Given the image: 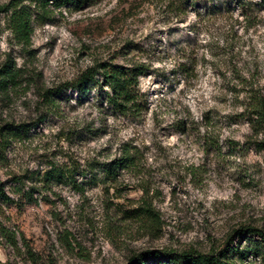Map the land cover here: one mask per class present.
<instances>
[{"label": "rangeland", "instance_id": "obj_1", "mask_svg": "<svg viewBox=\"0 0 264 264\" xmlns=\"http://www.w3.org/2000/svg\"><path fill=\"white\" fill-rule=\"evenodd\" d=\"M240 1L177 9L168 0H87L51 3L49 14L37 6L28 49L0 17V63L15 60L28 76L0 100V127L31 126L0 147L10 200L0 197V264H130L145 250L205 254L236 230H264L262 137L242 117L264 96V1ZM102 63L146 65L139 116L115 113L99 85L71 88ZM56 87L50 108L42 95ZM125 152L137 167L106 180L102 164Z\"/></svg>", "mask_w": 264, "mask_h": 264}, {"label": "trees", "instance_id": "obj_2", "mask_svg": "<svg viewBox=\"0 0 264 264\" xmlns=\"http://www.w3.org/2000/svg\"><path fill=\"white\" fill-rule=\"evenodd\" d=\"M264 1V0H262ZM87 0H11L8 4H0V17L6 15L7 28L13 39L23 47L28 49L32 45L33 38V17L34 10L39 6L44 14H49L47 7L52 3L53 8L81 7ZM169 4L177 9L184 7V4L191 6L199 5L201 0H168ZM241 6L243 0L240 1ZM2 28L0 23V44L2 40ZM24 67H18L15 60L8 58L4 63H0V100L10 98L22 84L28 83ZM146 65L138 64L127 67L121 64L102 63L88 68L82 73L80 78L71 88L80 94L86 92L90 84L99 85L101 97L113 111L121 115H135L143 107L144 99L137 89L140 84V77L146 73ZM107 91H104V89ZM61 88L47 89L43 93L50 108L56 106V97ZM242 117L249 120L252 133L256 138H261L255 145L259 151L264 152V96H253L250 103L243 111ZM31 126L26 123L8 124L0 127V147L5 148L10 139L27 134ZM137 157L125 152L109 163L102 164L101 169L106 180L116 183L122 170H130L137 167ZM1 161V152H0ZM64 170L53 171V177L65 178ZM0 197L5 201H10L5 193V188L0 180ZM152 205L147 204L142 207L144 213L155 215ZM156 216V215H155ZM154 216V218H155ZM158 219V218H156ZM248 244L242 248V242ZM251 257L262 258L264 260V230L255 227H246L236 230L228 239L226 245L218 251L200 253L197 250L189 249L179 251L175 249L163 248L162 250H145L143 253L132 258L130 264H248Z\"/></svg>", "mask_w": 264, "mask_h": 264}]
</instances>
